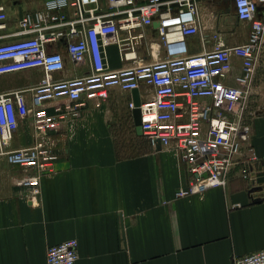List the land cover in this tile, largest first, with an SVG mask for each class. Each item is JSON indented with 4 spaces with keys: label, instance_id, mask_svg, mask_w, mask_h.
Segmentation results:
<instances>
[{
    "label": "crops",
    "instance_id": "obj_1",
    "mask_svg": "<svg viewBox=\"0 0 264 264\" xmlns=\"http://www.w3.org/2000/svg\"><path fill=\"white\" fill-rule=\"evenodd\" d=\"M43 1L0 0L6 30H15L17 19ZM199 5L205 42L200 34L188 37V53L210 49L214 31L228 46L247 39L249 24L229 13L225 2ZM148 39H157L154 26L136 45L137 59L150 60ZM47 47L63 51L64 40L49 41ZM106 56L110 68L130 63L121 59L116 44L106 47ZM232 61L237 73L240 60ZM87 70V61L74 63L64 53V68L52 75L69 78ZM42 73L39 67L2 73L0 93L24 90L30 104L29 89ZM138 90L141 101L152 95L149 85ZM130 101L131 91L111 87L105 99L88 100L78 117L60 124L48 138L59 153L57 169L41 176L34 201L16 184L29 171L0 151V264H46L47 246L68 238L77 240L74 264H232L234 256L264 248V46L247 115L257 160L234 166L224 186L177 196L190 179L185 164L175 151L153 147L136 133ZM32 141L31 117H23L4 150Z\"/></svg>",
    "mask_w": 264,
    "mask_h": 264
},
{
    "label": "built area",
    "instance_id": "obj_2",
    "mask_svg": "<svg viewBox=\"0 0 264 264\" xmlns=\"http://www.w3.org/2000/svg\"><path fill=\"white\" fill-rule=\"evenodd\" d=\"M200 1L105 0L102 5L101 0H44L40 8L24 12L13 31L6 30L7 11L0 2V39H7L0 41V74L36 67L43 71L29 89L30 104L24 90L0 93V151L11 164L29 171L16 183L29 201L39 197L41 176L57 169L59 153L49 144L50 135L63 121L78 117L88 100L105 99L111 87H152V95L139 105L142 134L153 147L159 143L175 151L185 164L190 179L177 196L224 186L234 166L257 160L249 144L247 115L264 46V0H222L238 20L249 24L247 39L228 46L214 31L210 49L190 54L188 37L200 34L205 42ZM153 22H158L157 39H148L150 60L137 59L135 47ZM56 40H64L63 51L48 49L47 43ZM110 44L130 63L110 68ZM64 53L74 63L87 61V72L54 78L52 73L64 68ZM234 57L240 60L237 73ZM128 104L134 107L132 101ZM27 116L32 143L4 150L19 120ZM77 258L75 238L46 248V264H74ZM232 264H264V248L236 255Z\"/></svg>",
    "mask_w": 264,
    "mask_h": 264
},
{
    "label": "water",
    "instance_id": "obj_3",
    "mask_svg": "<svg viewBox=\"0 0 264 264\" xmlns=\"http://www.w3.org/2000/svg\"><path fill=\"white\" fill-rule=\"evenodd\" d=\"M158 25V22H153V26L156 27ZM131 99L133 102V108L131 109V114L133 118V123L135 125V131L137 134H142V128H141V112H140V96H139V90L137 88H134L131 90ZM159 147V143L156 145Z\"/></svg>",
    "mask_w": 264,
    "mask_h": 264
},
{
    "label": "rangeland",
    "instance_id": "obj_4",
    "mask_svg": "<svg viewBox=\"0 0 264 264\" xmlns=\"http://www.w3.org/2000/svg\"><path fill=\"white\" fill-rule=\"evenodd\" d=\"M226 9H227V11H228L229 13L232 14L230 7H227ZM232 15H233V14H232Z\"/></svg>",
    "mask_w": 264,
    "mask_h": 264
}]
</instances>
